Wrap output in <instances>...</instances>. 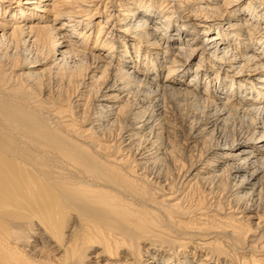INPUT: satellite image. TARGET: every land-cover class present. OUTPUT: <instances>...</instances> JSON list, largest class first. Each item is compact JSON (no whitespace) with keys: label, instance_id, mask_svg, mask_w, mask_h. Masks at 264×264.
Here are the masks:
<instances>
[{"label":"bare ground","instance_id":"bare-ground-1","mask_svg":"<svg viewBox=\"0 0 264 264\" xmlns=\"http://www.w3.org/2000/svg\"><path fill=\"white\" fill-rule=\"evenodd\" d=\"M0 264H264V0H0Z\"/></svg>","mask_w":264,"mask_h":264}]
</instances>
